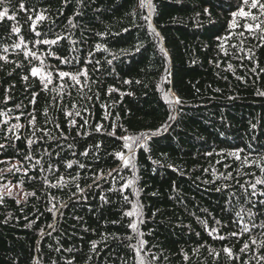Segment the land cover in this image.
<instances>
[{"label":"trees","instance_id":"1","mask_svg":"<svg viewBox=\"0 0 264 264\" xmlns=\"http://www.w3.org/2000/svg\"><path fill=\"white\" fill-rule=\"evenodd\" d=\"M151 3V25L158 36L142 18L149 14L148 0L144 8L140 0L0 4V11L7 9L0 18V56L8 61L0 60V112L7 113L0 116V144L6 146L0 149V161L7 162L0 169L18 161L28 169L27 175L22 169L3 171L1 177L20 185L23 194L35 192L19 204L9 196L0 203V264H140L142 258L145 264H264L259 259L264 257V205L259 203L264 196L252 197L249 187L258 177L264 179V96L257 94L264 92V43L259 30L253 35L244 28L259 21L230 13L240 4L259 20L264 16L240 0ZM41 13L47 18L36 21L41 33L36 37L32 24ZM233 19L235 27H230ZM13 27L19 28L18 34ZM57 35L63 39L55 45L35 43ZM21 36L27 49L43 60L42 71L52 73L48 90L30 72L41 61L30 64L23 45L13 47ZM97 44L103 47L97 50ZM57 56L70 62L61 63ZM84 68L87 79L80 76L79 84L58 76L59 71L74 74ZM110 87L117 91L109 94ZM174 97L182 103L169 104ZM32 115L34 126L29 123ZM169 115L174 119L169 121ZM166 121L168 130L155 134ZM17 124L20 127L14 128ZM97 125H102L99 132ZM113 131L115 136L108 135ZM141 133L151 138L133 146L135 167H125L115 153H133L118 137ZM27 138L35 141L31 148ZM237 148L244 150L239 160L228 155ZM85 151L88 155H81ZM29 153L33 159L24 160ZM69 161L72 168L67 167ZM61 176L66 186L44 183L47 178L56 184ZM133 176V185L121 193ZM256 190L264 192V183ZM52 204L59 211H48ZM133 204L143 213L142 224L135 215H125ZM249 209L255 214L252 220ZM132 221L143 236L128 227ZM243 224L249 225V232L230 235L239 233ZM213 228L217 231L210 235ZM139 240L145 241L142 249ZM246 242L249 249L241 252ZM224 247L231 249V259Z\"/></svg>","mask_w":264,"mask_h":264},{"label":"snow or ice","instance_id":"2","mask_svg":"<svg viewBox=\"0 0 264 264\" xmlns=\"http://www.w3.org/2000/svg\"><path fill=\"white\" fill-rule=\"evenodd\" d=\"M3 2H4V0H0V4H2ZM64 2L66 4L68 2V0H64ZM79 2H80V0H77V3H79ZM240 3L245 5V6H248L250 9H258L259 10V15L260 16H264V2H261V0H240ZM147 6L149 8V14L147 16H143L142 18L145 20V22L148 23V27L155 33V29L152 28V25H151V15H152V12L155 10L154 6L151 3V0H148ZM140 7L141 8L145 7V0H140ZM236 7H237L238 10L231 11V13H230L233 18L239 16L241 18H250L253 21H259V22L255 23L254 25L251 24V23H246L244 25V28H245V30L251 32L253 35L255 34L256 30H259V32L261 33V35L259 36V39L262 41V43H264V27H261V25H264V20H259V16L251 13L250 11H245V8L240 6V4H237ZM20 9L21 10H25L23 3L20 4ZM204 11H205V13H208V9L207 8ZM6 14H7V9H5L4 11H0V18H4L6 16ZM79 14H80L79 12L76 13V15H79ZM8 18L9 19H14L15 17L9 16ZM46 18L47 17L43 13H41V14H37L36 17H35V20H33L32 31L35 33L36 37H40L41 36V33L36 31V21H41V20H44ZM29 19L32 20V16H29ZM69 24H72V20L71 19H69ZM230 27H235L234 19H233V22L230 24ZM12 31H13V33H17L18 34L19 33V28L18 27H13ZM125 31H127V29H125ZM155 34L157 36L159 35V33H155ZM98 35H103V34H98ZM240 35H243V33H240ZM61 39H63V37L57 35V37L55 39H52V40H48V39L39 40V39H37L35 41V43L36 44H45V45H55ZM217 39H220V37H217ZM20 41H21L20 43L14 44L13 47L14 48H21L22 45H23V47L25 49V51L23 53L25 59H28L29 57L32 58L31 60H29L30 64L32 63V60H40L41 61L40 67L33 66V67H31L30 72H31V76H33V77L39 76L40 81L43 84V89L44 90H48V85L52 82V73L51 72L42 71L43 69L46 68V66L44 65V62L41 59V57L38 56L36 52H34V51L30 50V49H27V44L24 43V38L22 36L20 37ZM102 47L103 46L100 45V44L96 45V49L97 50H99ZM139 50H140V46L138 45L136 47V51H139ZM7 51H8V49L5 48L4 52H7ZM161 51H164V49L162 48ZM49 54L50 55H54V53H49ZM89 55L91 56L92 53L90 52ZM165 55H167V53H165ZM56 58L57 59H61L58 56ZM113 59H115V57H113ZM249 59H251V56H249ZM0 60H4L5 62H8L6 56H0ZM69 62L70 61H67L65 59H61V63H69ZM89 62H91V61H89ZM107 62L109 64L112 63L111 60H108ZM99 63H100V61H96L97 65ZM20 66H21L20 64H17V67H20ZM229 67H231V66H229ZM87 75H88V73H87V69L86 68L81 69V70L77 71L74 74L70 73V72H66V71H59L58 72V76L61 79H63L64 77H70L71 81H73L74 84H79L80 83V79H79L80 76H84V78L86 80L87 79ZM22 79L25 82H27L29 80V76L25 75V76L22 77ZM124 83H131V82L130 81H124ZM137 83H139V81H137ZM61 87H63V85H61ZM52 90L55 91L56 89L54 88ZM108 91H109V94H111V92L117 91V90L110 87ZM257 94L261 95V96H264V92H258ZM37 95H38V93H34L32 95V97H31L30 103H32L33 105L36 103ZM165 98L167 99V96ZM8 99H9V97L6 95L5 96V103L7 102ZM168 103L175 105V104H181L182 101L180 100L179 97H174L173 99L168 100ZM17 107H19V105H17ZM44 114L47 115V109H45ZM4 115H7V113L0 112V116H4ZM65 115L66 116H71V115H73V113L66 112ZM75 115L78 116V115H80V113L76 112ZM17 119H19V117H17ZM173 119H174V117L169 115L168 120L171 121ZM29 123L32 124L33 126L35 125V116L34 115L31 116V119H30ZM70 124L72 126H75V121L74 120L70 121ZM85 124H87V121H85ZM13 127L14 128H19L20 125L17 124V125H14ZM56 127L59 128V125L57 124ZM169 127H170V124L166 121L165 124L161 126V128H158L156 130L155 134H159L161 131H165L166 132ZM252 127L255 128L256 125H252ZM101 129H102V125H97L96 126V131L99 132V131H101ZM37 130L44 131V135L45 136H48V137L51 136V134L49 132H47V131H45L43 129H37ZM10 131H11V129H10ZM35 131L36 130H34L33 135H35ZM78 135H79V133H78ZM108 135L115 136V132L114 131L110 132V133H108ZM150 138H151V135H145L144 133H141L139 136H122V137H118V139L123 140V142H124L123 143V147L128 149L130 153H133V146L144 145V144H146L147 140L150 139ZM15 139L18 140V139H20V137L16 136ZM26 143H27L28 147L31 148V145L33 143H35V141L33 139H31V138H27ZM5 147L6 146L4 144H0V149H5ZM69 147H72V145H69ZM99 147H100V145L97 144L96 148H99ZM243 151H244L243 149L237 148L236 150L229 152L228 155L234 156L237 160H239L241 158L240 154ZM205 154L206 155H211V153H205ZM57 155H59V153H57ZM81 155L87 156L88 152L85 151V152L81 153ZM115 155L118 156L123 161V165L125 167H128V166H131L133 168L135 167V164L132 162L133 159H134V153L130 154L128 157H124L122 152H117V153H115ZM32 159H33V157H32V155L30 153L28 155L24 156V160H26V161H31ZM244 162H247V157H244ZM3 163H7V162L6 161H0V164H3ZM35 163L37 165L40 164V160H36ZM72 166H73V162L69 161L67 163V167L68 168H72ZM79 167L80 168H84L85 165L84 164H80ZM169 167H171V166H169ZM22 169L24 171V174L27 175L28 169L24 168L23 165L18 161L17 164H12L7 169H0V172L13 171V170H15V172H20ZM51 170H52V165H49V171H51ZM261 171L264 172V168H261ZM109 174H111V173H109ZM2 178L3 177H0V179H2ZM72 179L75 180L76 177H72ZM134 179H135V176H133L132 179H129L124 185L121 186V188H120L121 193H123L125 188L129 187L130 185H133ZM22 183H23V181L20 182V184H22ZM44 183L48 187H57V186L63 187V186H66L65 183H64V177L63 176L59 177V179L57 180L56 184H51L50 181H48L47 178H45ZM262 183H264V179L258 177L256 179L255 183H252V184L249 185V187H251V189H252V192H251V196L252 197H255L257 195L264 196V192H259L258 193L257 190H256L257 189V185L258 184H262ZM75 186H76V188H77V190L79 192H83V189L80 188L79 184H76ZM14 187H19V185H11L10 183L9 184H5V185H0V189H6L7 195L9 197L14 196V193L12 191V189ZM241 187L243 188V185H241ZM134 191H135V189H134ZM217 191H220V189H217ZM245 193L247 194V189H245ZM28 196H35V192L24 193L25 199H27ZM101 199L104 200L106 203L108 202L107 199L104 196H101ZM123 199L126 202L131 203V201L128 200V196H123ZM3 200H4V195H3L2 192H0V203H3ZM52 200H55V197H52ZM16 202H17V204L20 203L19 200H17ZM49 203H51V200L49 201ZM259 203L264 205V200L259 201ZM62 206L63 205H61V207ZM132 207H133V211L126 212L125 215L129 216V217L135 215L137 217L138 222L142 224L144 222L143 218H142L143 217V213L140 210L139 205L133 204ZM253 207H255V203H253ZM48 211L57 212V211H59V209L57 208L56 204H52V206L48 209ZM61 215H62V213H61ZM237 216L240 217L241 221L243 220V217L240 216V213H237ZM248 216H249L250 220L254 219L255 214L252 212L251 209L248 210ZM216 223L220 224V221H216ZM49 227H53V226L49 225ZM128 227H130L132 229V231L137 236H143V232H141L139 230L138 223L136 221L130 222ZM252 227H256V225L253 223ZM261 227H264V224H262ZM216 231H217V229L213 228V229H211L209 234L211 235L212 233H214ZM249 231H250L249 225L248 224H243V226L241 227L239 233L232 232L230 235L238 236V235H242L244 233H247ZM49 235H51V233H49ZM217 238L223 240L225 237L218 236ZM128 239H131V237H128ZM144 243H145V241H143V240H139L138 241L139 249L143 248ZM252 243L255 244L256 241L253 239ZM262 246H264V245H262ZM95 247H96V242L93 241L92 242V248L95 249ZM139 249H137V254H139ZM248 249H249V244L246 242L243 245V247L241 248V252H245ZM56 251H59V249H56ZM223 251H224V253H226L228 255V257L230 259L233 257V253H232L230 248L224 247ZM216 255L218 256L219 253H217ZM235 258L239 259L238 256L235 257ZM185 259H187V254H185ZM259 259H264V257H260ZM69 264H71V262H69ZM125 264H126V262H125ZM140 264H145V261L143 260V258L140 260ZM258 264H259V262H258Z\"/></svg>","mask_w":264,"mask_h":264},{"label":"rangeland","instance_id":"3","mask_svg":"<svg viewBox=\"0 0 264 264\" xmlns=\"http://www.w3.org/2000/svg\"><path fill=\"white\" fill-rule=\"evenodd\" d=\"M1 172H0V177H1ZM10 182H4V178L0 179V185H5V184H9ZM11 185H17V184H13V183H10ZM13 193H14V196H12L11 198H14L16 200H23L24 199V194H23V189L22 187L19 185V187H14L12 189ZM0 192L3 193L4 196H8L7 195V191L6 189H0Z\"/></svg>","mask_w":264,"mask_h":264}]
</instances>
